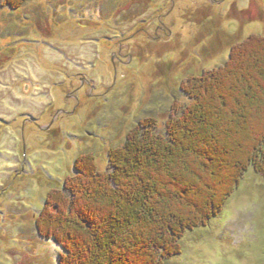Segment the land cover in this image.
Listing matches in <instances>:
<instances>
[{"label":"rangeland","instance_id":"374dc122","mask_svg":"<svg viewBox=\"0 0 264 264\" xmlns=\"http://www.w3.org/2000/svg\"><path fill=\"white\" fill-rule=\"evenodd\" d=\"M255 36H264V0H27L19 10L1 8L0 264H60L65 249L37 225L49 196L79 208L63 187L89 177L83 161L113 175V151L131 136L167 134L191 103L186 83L225 66L235 46ZM245 155L218 153L215 165L193 169L199 183L176 203L179 219L196 197L202 206L222 200ZM208 221L185 234L169 264H264V178L254 169ZM104 229L92 243L104 247ZM141 235L126 243L134 255L151 241Z\"/></svg>","mask_w":264,"mask_h":264},{"label":"trees","instance_id":"16d2710c","mask_svg":"<svg viewBox=\"0 0 264 264\" xmlns=\"http://www.w3.org/2000/svg\"><path fill=\"white\" fill-rule=\"evenodd\" d=\"M26 2L5 0L0 9L19 10ZM183 92L191 103L178 109L167 134L153 137L147 133L141 140L131 136L127 146L111 153L113 175L95 174L91 163L83 161L89 177L63 187L79 198V208L60 196H49V208L40 214L37 225L43 239L65 249L60 264H169L182 253L185 234L206 227L251 168L264 178V36L240 42L225 66L191 78ZM253 118L255 126L251 128ZM222 140L230 145L229 150L221 145ZM239 150L246 152L245 158L235 169L222 200L202 206L196 197L192 209L181 210L179 219L174 212L176 203L199 183L191 181L190 172H204L215 165L218 153L223 157ZM223 165L221 162L218 167ZM178 178L182 183H177ZM83 209L92 215L83 214ZM99 222L103 227L92 235L91 228ZM104 228L109 229L107 236L100 237L106 242L104 247L101 241L92 243L101 232L107 234ZM121 230L127 233L121 234ZM136 230L141 237L151 236V241H142L146 244L142 255H134L136 250L129 248L136 245ZM124 234L126 239L121 237ZM66 240L81 253L74 252Z\"/></svg>","mask_w":264,"mask_h":264}]
</instances>
